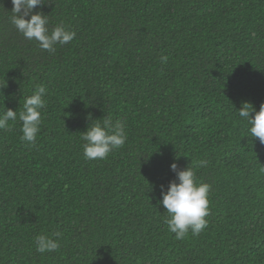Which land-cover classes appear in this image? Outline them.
Masks as SVG:
<instances>
[{
	"label": "trees",
	"instance_id": "trees-1",
	"mask_svg": "<svg viewBox=\"0 0 264 264\" xmlns=\"http://www.w3.org/2000/svg\"><path fill=\"white\" fill-rule=\"evenodd\" d=\"M12 10L0 0V114L48 93L34 145L18 119L0 130V264H264V144L237 112L264 104V0H45L49 29L76 33L52 54ZM105 118L127 142L86 160ZM202 159L208 227L177 240L161 186Z\"/></svg>",
	"mask_w": 264,
	"mask_h": 264
},
{
	"label": "clouds",
	"instance_id": "clouds-1",
	"mask_svg": "<svg viewBox=\"0 0 264 264\" xmlns=\"http://www.w3.org/2000/svg\"><path fill=\"white\" fill-rule=\"evenodd\" d=\"M12 4V24L26 40L35 41L42 50L52 54L57 45H66L76 38V33L69 30L63 22L50 30L48 16L42 12L34 13V9L45 4V0H12ZM167 60V56L161 57L162 63H167ZM47 93L45 86H37L33 94L25 98L18 114L11 109L0 114V130H8L9 122H16L18 119L21 122V141L34 145L43 123L41 110L46 108L44 97ZM237 112L241 120L247 121L250 126V136L258 138L259 142L264 144V104L256 112L245 102ZM96 121L81 134L85 142L83 155L86 160H105L113 151L122 148L128 139L122 122L117 121L113 125L109 118L103 119V123ZM207 164L208 161L202 159L195 162V168L190 165L186 170H180L178 165L173 163L171 171L176 179L169 183L166 191L161 186L162 200L158 203L166 209L168 218L165 223L177 240L185 239L189 233L198 236L208 227L206 217L210 215L211 185L199 182L195 171L197 168L206 167ZM60 235L58 232L54 234L57 239L43 234L37 235L34 239L36 251L45 254L57 250L60 246Z\"/></svg>",
	"mask_w": 264,
	"mask_h": 264
}]
</instances>
